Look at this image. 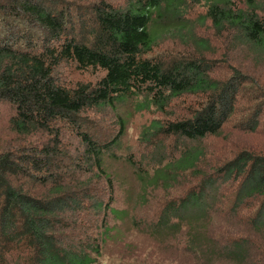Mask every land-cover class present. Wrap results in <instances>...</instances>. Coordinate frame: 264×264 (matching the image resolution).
<instances>
[{"label":"trees","instance_id":"obj_1","mask_svg":"<svg viewBox=\"0 0 264 264\" xmlns=\"http://www.w3.org/2000/svg\"><path fill=\"white\" fill-rule=\"evenodd\" d=\"M188 2L264 70V0H0V264H101L121 225L179 264H264V145L219 137L260 133L264 85L153 54ZM125 109L168 116L132 145Z\"/></svg>","mask_w":264,"mask_h":264},{"label":"rangeland","instance_id":"obj_2","mask_svg":"<svg viewBox=\"0 0 264 264\" xmlns=\"http://www.w3.org/2000/svg\"><path fill=\"white\" fill-rule=\"evenodd\" d=\"M116 5H124L129 0H111ZM186 13L177 21L176 28L169 25L172 21L166 20L164 23H155L158 34L156 35V45L153 49V54L166 59L172 56L184 54H204L205 58L216 59L220 65L225 66V72H229L230 67H236L253 79V82H258L264 85V70L260 65L251 61L247 53L241 51L235 59L232 52L231 38L220 37L212 28L211 23L204 16L205 10L202 4H193L188 2ZM166 25L164 31L159 25ZM204 43L205 46H200L197 43ZM223 74V73H222ZM56 76L59 78L76 80L92 81L96 75L94 73L80 74L70 68L68 65H61L56 70ZM249 88H253L250 85ZM173 105L169 111L181 112L183 114L188 106L191 104L190 98L183 100L173 101ZM183 108V109H182ZM128 113L126 135L131 144H137L138 137H141L142 131L151 120L167 117L158 112H133V110L125 109ZM92 115V114H91ZM100 120L104 115L96 114ZM103 127L110 126L111 121L109 117L103 119ZM264 123V121H263ZM101 130L105 131L106 128ZM224 137L226 142V150L229 147V141L233 144L247 145L250 147H260L264 145V124L260 133L251 134L238 132L232 125L225 127L221 136ZM224 141H218L223 144ZM179 192H173L171 195H178ZM119 237H114L108 240L103 247L101 264H179V256H171L168 250L158 248L157 244L147 237L127 225H121L119 229ZM172 257V258H171Z\"/></svg>","mask_w":264,"mask_h":264}]
</instances>
